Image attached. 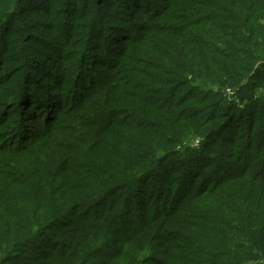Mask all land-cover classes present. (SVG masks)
<instances>
[{
  "label": "trees",
  "instance_id": "obj_1",
  "mask_svg": "<svg viewBox=\"0 0 264 264\" xmlns=\"http://www.w3.org/2000/svg\"><path fill=\"white\" fill-rule=\"evenodd\" d=\"M263 87L264 0H0V264H264Z\"/></svg>",
  "mask_w": 264,
  "mask_h": 264
},
{
  "label": "rangeland",
  "instance_id": "obj_2",
  "mask_svg": "<svg viewBox=\"0 0 264 264\" xmlns=\"http://www.w3.org/2000/svg\"><path fill=\"white\" fill-rule=\"evenodd\" d=\"M262 93H264V87L261 88V89L255 90V93H254V95H253L252 97L254 98V97H256V96H259V95L262 94ZM225 95H226L227 97L231 98V97H233V92H232L231 90H225ZM236 104H237L238 106H242V105L240 104V102H238V101H236ZM195 145H196V144H195ZM221 149H222V148H219V147L216 148L217 152H219Z\"/></svg>",
  "mask_w": 264,
  "mask_h": 264
}]
</instances>
